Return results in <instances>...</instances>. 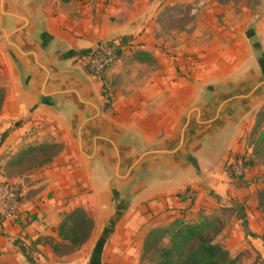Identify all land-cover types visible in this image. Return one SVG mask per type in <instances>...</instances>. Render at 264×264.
I'll use <instances>...</instances> for the list:
<instances>
[{
  "label": "crops",
  "instance_id": "0c3cea01",
  "mask_svg": "<svg viewBox=\"0 0 264 264\" xmlns=\"http://www.w3.org/2000/svg\"><path fill=\"white\" fill-rule=\"evenodd\" d=\"M259 4L256 9L217 0H78L44 7L37 0L31 12L52 39V52L81 54L60 67L82 73H55L50 91L75 89L97 108L74 95H67L58 110L43 105L8 64L15 90L6 95L0 118V181L18 190L20 216L0 222V264H91L105 225L119 211L100 264H147L142 253L150 230L175 219L197 221L199 215L225 221L216 242L233 256L249 251L255 264L258 259L264 264V201L259 199L264 166L256 161L236 180L224 171L230 156L247 152L257 113L264 110V59H259L261 53L264 57V0ZM176 6L189 8L191 24L166 32L165 15ZM124 36L149 55L136 60L134 51L132 60L155 68L145 84L115 94L113 104L106 105V80L95 78L83 60ZM189 114L184 146L174 152ZM39 118L51 124L53 138L47 143L60 145V151L50 163L7 178L6 161L40 145L24 146L23 138ZM78 209L92 219L93 228L86 242L75 245L59 227ZM29 215L35 217L31 223Z\"/></svg>",
  "mask_w": 264,
  "mask_h": 264
},
{
  "label": "trees",
  "instance_id": "16d2710c",
  "mask_svg": "<svg viewBox=\"0 0 264 264\" xmlns=\"http://www.w3.org/2000/svg\"><path fill=\"white\" fill-rule=\"evenodd\" d=\"M217 1L220 4L233 2V0ZM130 39L131 38L127 36L121 37V46H126ZM114 42L115 41H112L107 44L114 45ZM121 46L117 48V61L115 63L121 58ZM97 50H99V48L95 51ZM134 58L136 60H147L149 55L142 51H136L134 53ZM113 65L105 69L100 80H106V75ZM5 97V90L0 85V116L3 110ZM248 139L247 146H253L250 165L259 160L264 166V110L257 113L255 125ZM54 149H58V151L46 157V159L35 165L34 168L50 163L60 151L61 146L47 143L22 149L16 156L6 161V177L10 178L12 175H19L16 171L22 168L29 159H32L40 152L46 154L47 151ZM2 182L11 185L8 181H0V184ZM11 186L16 189L15 185ZM17 194V202L19 205L20 196L18 190ZM259 199L261 202L264 201V190L259 193ZM27 218L30 220L29 223L35 220L34 216L29 215ZM3 220L5 219L0 214V222ZM225 225V221L218 216L208 217L199 215L197 221L175 219L165 227L155 228L148 232L143 244L142 259L151 264H239L240 255L233 256L223 245L216 242L218 236L223 232ZM92 228V219L83 209H78L63 220L59 227V232L62 236L67 238L71 237L73 244L79 245L86 242Z\"/></svg>",
  "mask_w": 264,
  "mask_h": 264
},
{
  "label": "water",
  "instance_id": "95a60500",
  "mask_svg": "<svg viewBox=\"0 0 264 264\" xmlns=\"http://www.w3.org/2000/svg\"><path fill=\"white\" fill-rule=\"evenodd\" d=\"M36 3L37 1L33 2L32 0H0V45L5 48L12 69L14 68L18 73L21 85L26 89H35L39 94V102L41 104L54 107L57 110L58 105L63 103L67 95H74L80 103L97 108L93 103L84 100L79 91L75 89L50 91L49 86L53 82L55 73L65 77L76 73H82L77 68H72L71 66L66 69L60 67L65 61L77 60L81 57V54L79 55L74 51L66 53L52 52V39L48 36L46 31H44L37 17L31 12V8H33ZM257 45L258 44L255 43L254 48L258 51L259 48L256 47ZM46 58L49 60V64L55 66V68H51V66L45 62ZM259 59H264L262 53ZM263 62L264 60L262 63ZM82 75L85 76L84 74ZM32 82L37 83L36 88H32ZM257 89L258 87H256L253 92ZM235 98L236 97L228 99L220 106L217 112L218 116L223 107ZM240 113H242L241 109ZM189 122L190 114L181 130L180 140L174 152H178L184 146L186 129ZM82 130L83 127H80L78 130V140L81 148H83ZM161 152L162 151H150L148 154ZM140 160L141 159L137 160L132 165V168H134ZM120 163V158H118V166ZM120 213L119 211L117 217L111 218L107 225H105L103 233L95 245L91 264L101 263L104 247Z\"/></svg>",
  "mask_w": 264,
  "mask_h": 264
},
{
  "label": "rangeland",
  "instance_id": "374dc122",
  "mask_svg": "<svg viewBox=\"0 0 264 264\" xmlns=\"http://www.w3.org/2000/svg\"><path fill=\"white\" fill-rule=\"evenodd\" d=\"M32 1L34 2L37 0H32ZM40 1L44 5V7H46L47 2H49L51 6L58 7L59 5L62 6L63 4H68L70 2H75L78 0H40ZM233 1L237 3L242 2L244 4L253 6L256 9L260 5L259 4L260 0H233ZM168 18L169 20H167ZM168 18L166 14L164 18L166 21L164 27V29H166L165 30L166 32L168 31L171 32L172 30H182L184 29L186 24H191V12L188 7L176 6L175 9L171 10ZM112 41L115 40L113 39L109 42ZM117 41H120V38ZM131 41L132 40L130 39V43ZM135 47L136 46L132 43L131 45L127 46L123 50L120 60L111 67V69L113 70L112 71L110 70L111 72H109L106 75L107 83L106 85L103 84L104 87L102 88L104 102L106 105L113 104L112 98L117 93L123 92L128 94L130 91L133 92L137 90V88H139L141 84H145L147 82L149 78L148 75L151 74V72H153L155 65L152 66L149 64H139L132 60V55L134 51H136ZM87 59L88 58L84 59L83 62L84 63L87 62ZM8 64L11 63L7 57L5 48L0 45V85L4 88L6 95L10 96L13 95L14 93L15 85L10 77ZM2 115L3 113L1 114V116ZM14 125L15 123L12 124L11 126L12 129L14 128ZM50 125L51 124H49L47 120H45V118H39L34 120L32 122V125L28 128V130L24 132L25 134L23 138H25L27 140L26 142H28L24 144V146H27L29 144H40V145L47 144L49 138H53L52 135L53 130L51 129ZM224 143L225 142L222 141L220 144L223 145ZM57 151L58 149H54L51 151H47L46 154L41 152L36 154L32 159H29V161H27L25 165L22 166V168H20L16 172L18 174H25L29 170L34 169V166L39 164L42 160L46 159V157L52 155L53 153H56ZM257 161L258 163L262 164L261 161L259 160ZM239 254H240V261H239L240 264H255L254 263L255 256H253L251 252L243 251ZM259 260L260 259H258L257 261L258 264H259ZM147 264H151V263L147 261Z\"/></svg>",
  "mask_w": 264,
  "mask_h": 264
},
{
  "label": "built area",
  "instance_id": "2783aa9c",
  "mask_svg": "<svg viewBox=\"0 0 264 264\" xmlns=\"http://www.w3.org/2000/svg\"><path fill=\"white\" fill-rule=\"evenodd\" d=\"M131 45L130 41L126 46H121L120 41H115L114 45L105 44L99 50L91 54L87 59V65L92 75L101 79L105 69L117 61V48L121 46V51ZM98 49V48H97ZM253 146H247V152L243 156H230L224 164V171L231 179H242L246 177L250 168V160ZM189 199H194V194L187 191ZM17 190L11 185L0 184V214L7 219H17L20 216L17 202Z\"/></svg>",
  "mask_w": 264,
  "mask_h": 264
}]
</instances>
